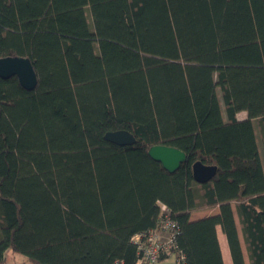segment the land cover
<instances>
[{"label": "trees", "instance_id": "16d2710c", "mask_svg": "<svg viewBox=\"0 0 264 264\" xmlns=\"http://www.w3.org/2000/svg\"><path fill=\"white\" fill-rule=\"evenodd\" d=\"M7 57L29 59L37 85L0 78V264H135L132 238L162 207L175 264H224L217 227L245 264L235 213L249 264H264L250 122L264 147V0H0ZM119 130L136 143L104 139ZM155 145L186 161L169 173ZM197 161L217 167L205 184Z\"/></svg>", "mask_w": 264, "mask_h": 264}, {"label": "water", "instance_id": "95a60500", "mask_svg": "<svg viewBox=\"0 0 264 264\" xmlns=\"http://www.w3.org/2000/svg\"><path fill=\"white\" fill-rule=\"evenodd\" d=\"M16 77L20 86L31 91L37 85L36 73L29 59L20 57L0 58V78ZM104 139L117 146H131L136 143L135 137L125 130L107 132ZM148 156L160 163L162 168L169 173L177 171L186 161L182 151L163 145H155L148 149ZM217 173L216 166L204 165L197 161L192 165V176L195 182L205 184L212 180Z\"/></svg>", "mask_w": 264, "mask_h": 264}, {"label": "built area", "instance_id": "2783aa9c", "mask_svg": "<svg viewBox=\"0 0 264 264\" xmlns=\"http://www.w3.org/2000/svg\"><path fill=\"white\" fill-rule=\"evenodd\" d=\"M177 234V224L169 217L168 210L162 207L157 226L132 238V242L137 245L135 264H157L161 256L169 257ZM178 259L180 260L181 256Z\"/></svg>", "mask_w": 264, "mask_h": 264}, {"label": "crops", "instance_id": "0c3cea01", "mask_svg": "<svg viewBox=\"0 0 264 264\" xmlns=\"http://www.w3.org/2000/svg\"><path fill=\"white\" fill-rule=\"evenodd\" d=\"M236 117H237L238 120L248 121L247 120V115H246V113L244 111L243 112H239L236 115ZM250 122H251L253 127H256V122L255 121H250ZM216 214H218V208H212V209H208L207 213H202L200 215H199V213H197V215H196V212L192 213L190 215V219L191 220H197V219L213 216V215H216ZM235 222H236V226H237V230H238L239 240H240V243H241L243 258H244L245 264H249L248 257H247V252H246L245 245L243 243V239H242V235H241V231H240V227H239V224L237 223L236 218H235ZM216 232H217V240H218V244H219V247H220V252H221L223 263L224 264H231V258H230V253H229V249H228L226 238L223 235V233L221 232V229L219 227L216 228Z\"/></svg>", "mask_w": 264, "mask_h": 264}, {"label": "rangeland", "instance_id": "374dc122", "mask_svg": "<svg viewBox=\"0 0 264 264\" xmlns=\"http://www.w3.org/2000/svg\"><path fill=\"white\" fill-rule=\"evenodd\" d=\"M87 19L90 23V16L88 13H87ZM256 129H257V127H256ZM256 129L254 127L255 136H253V146H254V150L256 152L257 158L259 160V170H260L261 180L264 181V147H263V141L260 137V134L258 133V130H256ZM232 207H233V210L235 212V205L232 204ZM207 212H208V210L199 211V212H196V215H197V213H199V215H200L202 213H207ZM235 218H236L237 223H238L236 213H235ZM6 262H7V264H20L23 262L25 264H29L25 261L23 256L14 255L11 252L7 253V261ZM158 264H175V255L169 256L165 260L160 261Z\"/></svg>", "mask_w": 264, "mask_h": 264}]
</instances>
